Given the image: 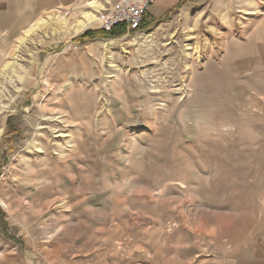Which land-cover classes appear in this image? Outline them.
Wrapping results in <instances>:
<instances>
[{
  "label": "rangeland",
  "instance_id": "rangeland-1",
  "mask_svg": "<svg viewBox=\"0 0 264 264\" xmlns=\"http://www.w3.org/2000/svg\"><path fill=\"white\" fill-rule=\"evenodd\" d=\"M0 0V264H264V0Z\"/></svg>",
  "mask_w": 264,
  "mask_h": 264
},
{
  "label": "built area",
  "instance_id": "built-area-1",
  "mask_svg": "<svg viewBox=\"0 0 264 264\" xmlns=\"http://www.w3.org/2000/svg\"><path fill=\"white\" fill-rule=\"evenodd\" d=\"M153 2L154 0L118 1L105 17L103 28L111 31L116 26H123L127 32L139 30Z\"/></svg>",
  "mask_w": 264,
  "mask_h": 264
},
{
  "label": "trees",
  "instance_id": "trees-1",
  "mask_svg": "<svg viewBox=\"0 0 264 264\" xmlns=\"http://www.w3.org/2000/svg\"><path fill=\"white\" fill-rule=\"evenodd\" d=\"M185 0H180L179 3L184 2ZM149 12V11H148ZM148 15V14H147ZM145 24V23H144ZM144 24L141 26V28L144 27ZM126 31V29L123 26H116L115 28H113L111 31H107L104 28L102 29H97V30H88L86 31L83 35L77 37L75 40H82L84 38L87 37H94L97 35H101V36H106L109 35L111 37H116L119 35L124 34Z\"/></svg>",
  "mask_w": 264,
  "mask_h": 264
},
{
  "label": "crops",
  "instance_id": "crops-1",
  "mask_svg": "<svg viewBox=\"0 0 264 264\" xmlns=\"http://www.w3.org/2000/svg\"><path fill=\"white\" fill-rule=\"evenodd\" d=\"M149 11H150V9H149Z\"/></svg>",
  "mask_w": 264,
  "mask_h": 264
}]
</instances>
